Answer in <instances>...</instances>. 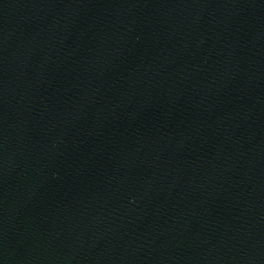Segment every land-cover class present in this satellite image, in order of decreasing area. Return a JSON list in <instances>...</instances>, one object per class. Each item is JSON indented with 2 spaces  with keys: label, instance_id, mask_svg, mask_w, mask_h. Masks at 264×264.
<instances>
[{
  "label": "water",
  "instance_id": "1",
  "mask_svg": "<svg viewBox=\"0 0 264 264\" xmlns=\"http://www.w3.org/2000/svg\"><path fill=\"white\" fill-rule=\"evenodd\" d=\"M0 264H264V0H0Z\"/></svg>",
  "mask_w": 264,
  "mask_h": 264
}]
</instances>
